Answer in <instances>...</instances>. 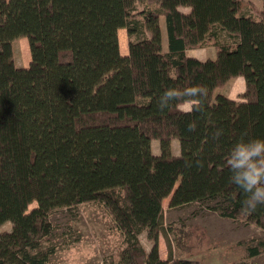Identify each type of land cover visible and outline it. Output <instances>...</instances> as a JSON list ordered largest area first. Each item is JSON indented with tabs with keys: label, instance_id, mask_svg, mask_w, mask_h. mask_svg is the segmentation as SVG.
Instances as JSON below:
<instances>
[{
	"label": "trees",
	"instance_id": "16d2710c",
	"mask_svg": "<svg viewBox=\"0 0 264 264\" xmlns=\"http://www.w3.org/2000/svg\"><path fill=\"white\" fill-rule=\"evenodd\" d=\"M261 1L253 16L241 12V0H0V227L11 223L0 230V264H49L55 252L45 243L49 214L89 201L102 202L123 235L115 264H199L159 256L168 196L169 208L219 200L221 216L264 231V204L243 214L246 194L226 163L236 140L264 137ZM136 3L145 6L134 13ZM220 31L233 42H219ZM18 37L28 43L27 66L13 58ZM205 45L214 47V57L187 53ZM238 76L245 84L241 100L216 92ZM196 85L206 94L159 107L167 89ZM186 102L190 107L181 108ZM173 139L178 154L170 151ZM142 232L149 249L138 238ZM175 232L178 248L196 245L190 228L176 225ZM262 250L264 239L248 246L246 257Z\"/></svg>",
	"mask_w": 264,
	"mask_h": 264
},
{
	"label": "rangeland",
	"instance_id": "374dc122",
	"mask_svg": "<svg viewBox=\"0 0 264 264\" xmlns=\"http://www.w3.org/2000/svg\"><path fill=\"white\" fill-rule=\"evenodd\" d=\"M241 1L242 13L257 15V10L262 4L261 0ZM144 6L145 3H136L133 12L137 13ZM160 27L165 47L166 32L163 17H160ZM147 34L144 30L139 36ZM118 38L120 51L125 54L128 41L125 29H120ZM218 40L228 44L233 42L222 31L218 34ZM190 50L194 52L190 55L200 60L212 58L215 54L214 47L211 45ZM13 51L16 65L27 66L30 53L26 38H15ZM104 82L110 90L111 70L106 64ZM244 89V79L238 76L218 87L216 92L241 100ZM190 105V102H186L182 108L188 109ZM151 150L154 154L160 152L158 140L151 141ZM170 151L172 154L179 153V143L176 139L171 140ZM168 200L169 196L163 200V221L166 225V234L160 233L158 237V252L161 259H166L171 253L173 258L194 259L199 264H236L244 258L249 264H264V250L256 256L246 257V248L255 246L264 239V231L260 227L243 219L221 216L218 209L221 206L219 200L196 201L175 208L167 206ZM35 205V202L31 203L28 210ZM48 219L52 224V232L45 238V243L55 246V252L50 256L49 264H115L118 261L119 252L125 245L123 235L117 228L112 214L102 202L89 201L58 208L49 214ZM180 224L191 229L195 238L193 241L197 242L189 251L175 245V227ZM10 228L11 223L5 222L0 230ZM138 238L145 248L147 246L150 248L151 242L147 239L146 232H142Z\"/></svg>",
	"mask_w": 264,
	"mask_h": 264
},
{
	"label": "clouds",
	"instance_id": "9594fccd",
	"mask_svg": "<svg viewBox=\"0 0 264 264\" xmlns=\"http://www.w3.org/2000/svg\"><path fill=\"white\" fill-rule=\"evenodd\" d=\"M205 94L206 87L202 85L183 89L169 88L160 96L159 107L164 109L171 101L180 97L197 100ZM193 108L198 110L199 105L193 104ZM189 127L194 128L195 124L192 123ZM222 132V129H217L215 136L219 137ZM226 163L231 172L232 183L246 194L241 211L250 215L259 205L264 204V137L236 140L228 152Z\"/></svg>",
	"mask_w": 264,
	"mask_h": 264
},
{
	"label": "crops",
	"instance_id": "0c3cea01",
	"mask_svg": "<svg viewBox=\"0 0 264 264\" xmlns=\"http://www.w3.org/2000/svg\"><path fill=\"white\" fill-rule=\"evenodd\" d=\"M124 29V28H123ZM119 31H120V29L118 30V34H119ZM187 53L190 55V54H194V52L193 51H191V50H188L187 51ZM224 94V93H223ZM229 98H233V99H235V100H238L237 98H235V97H231V96H229L228 94H226ZM183 105V104H182ZM182 105H181V108H182ZM150 246V245H149ZM146 249H149V247L147 246L146 247Z\"/></svg>",
	"mask_w": 264,
	"mask_h": 264
}]
</instances>
